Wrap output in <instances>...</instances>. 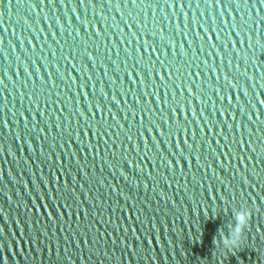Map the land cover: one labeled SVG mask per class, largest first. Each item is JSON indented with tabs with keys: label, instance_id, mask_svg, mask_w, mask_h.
<instances>
[{
	"label": "water",
	"instance_id": "95a60500",
	"mask_svg": "<svg viewBox=\"0 0 264 264\" xmlns=\"http://www.w3.org/2000/svg\"><path fill=\"white\" fill-rule=\"evenodd\" d=\"M0 264H264V0H0Z\"/></svg>",
	"mask_w": 264,
	"mask_h": 264
},
{
	"label": "clouds",
	"instance_id": "9594fccd",
	"mask_svg": "<svg viewBox=\"0 0 264 264\" xmlns=\"http://www.w3.org/2000/svg\"><path fill=\"white\" fill-rule=\"evenodd\" d=\"M250 218V213H240L237 214V224L231 236L222 237L223 243L225 245H231L233 247H239L242 242V233L244 227L246 226L248 219Z\"/></svg>",
	"mask_w": 264,
	"mask_h": 264
}]
</instances>
